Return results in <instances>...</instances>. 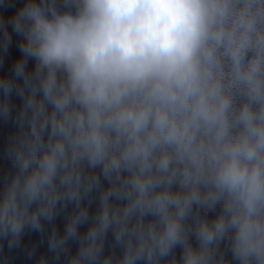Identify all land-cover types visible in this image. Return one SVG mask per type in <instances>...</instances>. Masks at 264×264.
<instances>
[{"label": "clouds", "instance_id": "clouds-1", "mask_svg": "<svg viewBox=\"0 0 264 264\" xmlns=\"http://www.w3.org/2000/svg\"><path fill=\"white\" fill-rule=\"evenodd\" d=\"M0 264H264V0H0Z\"/></svg>", "mask_w": 264, "mask_h": 264}]
</instances>
